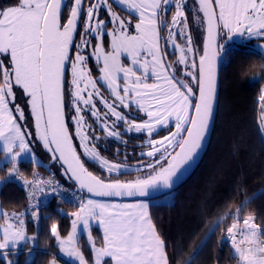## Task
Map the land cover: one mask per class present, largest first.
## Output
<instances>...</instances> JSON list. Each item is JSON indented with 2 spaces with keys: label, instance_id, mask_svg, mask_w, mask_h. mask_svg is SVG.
<instances>
[{
  "label": "snow or ice",
  "instance_id": "snow-or-ice-1",
  "mask_svg": "<svg viewBox=\"0 0 264 264\" xmlns=\"http://www.w3.org/2000/svg\"><path fill=\"white\" fill-rule=\"evenodd\" d=\"M170 4L175 11L169 21ZM194 4V19L204 29L202 52L190 34L186 0H89L86 9L84 0H16L0 8V142L11 163L9 175L23 181L28 210L38 221L33 209L39 205L33 199L58 194L60 184L54 176L44 179L38 172L31 179L19 175V158L32 152L35 141L51 153V161L79 192L88 194L80 195L78 206L67 213L71 226L66 236L56 222L50 225L59 252L76 264H173L168 242L143 198L157 189L170 190L203 146L217 95L218 57L224 50L218 38L226 34L229 39L264 41V0ZM258 47L264 54V43ZM169 48L179 54L172 63L166 59ZM18 92L25 104L16 103ZM258 101L264 130V89ZM100 131L105 139L117 141L126 133L147 134L141 145L147 151L140 155L148 159L138 160L131 169L138 173L135 178L121 180L125 174L121 163L101 155ZM32 164H37L35 156ZM93 165L98 167L90 170ZM94 197L141 199L120 203ZM251 199L246 198L235 213L219 216L184 264H193L215 228L229 216L232 222L219 243L231 242L230 256L236 264H264V227L254 215L240 219L242 207ZM24 215L0 211V264H16L9 257L16 255L18 245L36 240L27 235ZM92 225L100 237H93ZM81 229L90 251L78 240ZM52 256L49 264H59Z\"/></svg>",
  "mask_w": 264,
  "mask_h": 264
},
{
  "label": "trees",
  "instance_id": "trees-1",
  "mask_svg": "<svg viewBox=\"0 0 264 264\" xmlns=\"http://www.w3.org/2000/svg\"><path fill=\"white\" fill-rule=\"evenodd\" d=\"M13 3L16 1L6 2L2 7ZM67 12L65 10V16ZM190 18L193 19L191 13L187 14L191 27L193 24ZM197 30L199 34L195 36L198 39L196 46L202 52L203 26H199ZM225 47L219 62L218 103L208 147L194 172L173 192V201L152 203L149 208L158 231L168 242V253L173 257V264H184L218 217L226 211L235 213L237 206L246 198L252 197L241 209V221L251 214L256 217V223L264 227V134L260 126L258 101L264 79V55L242 47ZM174 61L175 54H172L169 63ZM16 100L23 101L19 92ZM98 135L101 137V153L111 158L125 154L129 157L137 155V150L142 144L139 142L144 139V136L132 133H126L120 141L105 139V133L102 131ZM40 154L48 167L41 163L33 166L31 160L21 161L18 164L19 175L27 179L32 178L33 172L49 175L52 174L51 168L54 166L57 171H54L56 174L53 176L58 178L62 169L59 164L51 161V153L42 148ZM132 158L123 161H133ZM142 158L138 157V160ZM10 166V163L0 166V206L6 211H24L29 202L27 192L18 180L8 178ZM96 167L93 165L90 170ZM131 175L132 173L128 172L123 176ZM68 181L71 182L69 179ZM59 184L67 196L62 200L50 198L39 206L36 243H25V248L17 250L14 257H9L14 259L16 264L48 263L53 257L52 253L56 251L54 238L50 235L51 223L56 222L61 233L68 232L71 220L67 213L74 211L78 205L68 198L70 195L66 193L72 187L66 183ZM231 222L232 217L229 216L215 228L211 239L204 244L193 264L236 263L230 256L231 242L224 240L219 243L221 235ZM33 224V221L27 218V232H31ZM29 250H33L30 260Z\"/></svg>",
  "mask_w": 264,
  "mask_h": 264
},
{
  "label": "rangeland",
  "instance_id": "rangeland-1",
  "mask_svg": "<svg viewBox=\"0 0 264 264\" xmlns=\"http://www.w3.org/2000/svg\"><path fill=\"white\" fill-rule=\"evenodd\" d=\"M186 3H187V9H189L190 11H191V14H192V17H193V19L192 18H190L191 20H192V26L190 27L189 26V28H190V34L193 36V39H194V41L196 42V40H198L195 36H197L198 34H199V32H198V30H197V28L199 27V26H201V23L199 22V21H196L195 19H194V14H195V12H196V5L194 4V0H186ZM15 3H13V4H11V5H14ZM7 6H10V5H6V6H4V7H7ZM115 7H118L119 8V5H114V8ZM1 8H3V7H1ZM168 8H169V10L171 9V13H172V15L174 14V11H175V9H174V5L173 4H170L169 6H168ZM186 9V10H187ZM169 10H168V12H169ZM125 16H124V18L125 19H128V14H124ZM186 16H187V12H186ZM100 18H105V17H100ZM168 19V18H167ZM169 20V19H168ZM170 21V20H169ZM135 23V21H133V24ZM198 24H199V26H198ZM132 31L134 32V28L132 29ZM167 34V28H165V30L161 33V35L162 36H165ZM220 40H219V42L221 43V44H223L224 46H226V45H232L233 47H242V48H246V49H249V50H256V51H258V52H260L261 53V49L258 47V45L259 44H262V43H264V41H261V40H257V39H243V38H241V37H239V36H237L236 38H232V39H229L228 37H227V35L225 34V35H221L220 37ZM179 42V41H178ZM171 51H173L171 48H169ZM88 51H89V53L91 52V45H90V48L88 49ZM262 54V53H261ZM178 53H176L175 54V60L177 59V57H178ZM264 55V54H263ZM198 56H199V53H197V55H196V63H197V65H198V61H199V59H198ZM191 60H192V56L190 55L189 56V63H191ZM124 63H125V66H127L128 65V61H127V58L125 57L124 58ZM149 82L151 83L152 81L151 80H149ZM261 89H264V79H263V83H262V85H261ZM105 94H107V93H105ZM16 103H19V104H25L26 103V101L25 100H23L22 102H21V100H16ZM125 111H127V110H125ZM26 114H29L30 115V110H26ZM130 116H139L140 114L139 113H130L129 114ZM146 118V117H145ZM137 122H139V120L137 121ZM29 125H31L32 127H33V129H34V122L30 119L29 120ZM124 125L123 124H121V126H120V129L119 130H123L124 129ZM132 134H137V133H135V132H132ZM164 134H166V133H164V132H161V136L162 135H164ZM263 134H264V130H263ZM140 135H142V136H144V139H143V141H140L139 143H142V144H144V142L148 139V137H147V134L146 133H144V134H140ZM153 138H159V137H153ZM142 144H140V145H142ZM41 144L40 143H37V142H35V141H33L32 143H31V145H30V147L32 148V152L31 153H25L22 157H20L19 158V162H21V161H28V160H31L32 161V157L33 156H35L36 157V159H37V163H41L42 165H44L46 168L48 167V165L44 162V160L41 158V154H40V152L42 151V148H41V146H40ZM44 149V148H43ZM144 151H147V148L146 147H141L140 149H138V151H137V155H132V156H127V154H125V155H119L120 157H118V156H116V157H118V158H116V157H114V158H111V157H109V156H107L105 153H101V155L103 156V157H106L110 162H119V163H121V165L123 166L122 167V171H124L125 173H128V172H131L132 173V175L131 176H123V177H121L120 179L121 180H128V179H132V178H135V176L136 175H138V173L137 172H135V171H131V169H134L135 168V166H136V162L138 161V157H141V153L142 152H144ZM129 155V154H128ZM127 157V158H126ZM133 157V158H132ZM111 158V159H110ZM129 158H132L133 159V161H129V160H127V161H123V160H125V159H129ZM148 158L147 157H143L142 158V160H140V161H146ZM19 162H18V164H19ZM7 163H10L9 162V160H8V158H6L5 157V154L3 153V151H2V142H0V166H2V165H5V164H7ZM11 164V163H10ZM97 167H98V165H96ZM10 168H11V166H10ZM10 168H9V170H10ZM49 168H51V166L49 167ZM52 170V174L50 173L49 175L47 174V175H41L44 179H48L49 177H51V176H53V174L55 175L56 173H54V171H57V170H55V167L53 166L52 168H51ZM20 174V173H19ZM104 175L105 176H107V173L105 172L104 173ZM114 176L116 175L115 173L113 174ZM54 177H56V176H54ZM8 178H12V179H16V180H18L19 182H20V184H21V186L23 187V181L22 180H20V179H18V177H17V175H15V174H13V175H9V171H8ZM68 176L67 175H65L64 173H63V171L62 170H60V173H59V176H58V178L56 177L55 179L57 180V181H59L61 184H64V183H66V184H68L70 187H72V189L74 190V192H75V195H71V196H69L68 198H70L71 200H73L74 202H77V205H78V203H79V201H78V197L80 196V195H85V196H87L88 194L85 192V193H81V192H79V190H78V187H76L75 185H73V184H71V182H69L68 181ZM29 179H31V178H29ZM1 182H2V179H0V184H1ZM63 191H64V189H63V187L60 185V191H59V193L57 194V193H54V192H49V194L48 195H41V196H39V197H35L34 199H33V203H38V205L40 206L41 204H43V203H46L50 198H58V199H60V200H62L63 199V197L65 198L66 196L64 195V193H63ZM173 192L174 191H170V192H168V193H165V194H163V195H160V196H157V197H155V198H151V199H145L147 202H149L150 204H152V203H171L172 201H173ZM67 193V192H66ZM65 193V194H66ZM95 199H104V200H108L107 198H101V197H94ZM111 200H114V201H116V202H120V203H134V202H136L138 199H134V200H115V199H111ZM28 206H29V202H28ZM28 206H27V208L24 210V211H6V210H4L1 206H0V211H3V212H8L9 214H11V213H24L25 215H24V219H25V228H26V220H27V218H29V219H31L32 221H33V229L31 230V232H27V230H26V232H27V235L28 236H36V234H37V228H38V225H39V219H38V221H35V220H33L32 219V217H31V211H29L28 210ZM33 210H37L38 211V209H33ZM27 213H29L28 215H27ZM39 214V213H38ZM3 223V219L2 218H0V224H2ZM70 226H71V221H70V225H69V230H70ZM60 230V229H59ZM68 230V231H69ZM61 235L62 236H66L67 235V232L64 234V233H61ZM92 235H93V237L94 238H98V237H100L101 236V233H100V231H99V229H98V227L96 226V225H92ZM78 240H79V242H80V244H81V246L84 248V250L87 252V251H90V249L87 247V234L86 233H84L83 232V230L81 229L80 230V233H79V235H78ZM36 243V240L32 243V244H30V245H34ZM99 243H100V241H99V239H97V244L99 245ZM24 242H21L19 245H18V247H17V249H16V251L17 250H22L23 248H25V246H24ZM54 244H55V246H56V251L54 252V254H55V256H56V258L58 259V261H59V264H76V262L74 261V260H72L71 258H69V257H66V256H64L63 254H61L60 252H59V249H58V246L56 245V241H55V239H54ZM33 250H29L28 251V260H30L31 259V257H33V252H32ZM52 258L53 257H51L50 259H49V261H51L52 260ZM49 261H48V263L47 264H49ZM236 264V263H235Z\"/></svg>",
  "mask_w": 264,
  "mask_h": 264
},
{
  "label": "water",
  "instance_id": "water-1",
  "mask_svg": "<svg viewBox=\"0 0 264 264\" xmlns=\"http://www.w3.org/2000/svg\"><path fill=\"white\" fill-rule=\"evenodd\" d=\"M237 36L233 37L236 38ZM219 39V38H218ZM226 47H224L223 52L221 53V55L218 57V62H217V95H216V99H215V104H214V112H213V116L211 118V122H210V126L208 129V132L205 136V139L203 141V146L199 151L198 156L196 157L195 162L191 165V167L184 173H182V175L175 181L173 187L169 190V189H157L154 190L150 193V195L146 198L143 199H151V198H155L157 196L163 195L165 193H168L170 191H175L182 183H184L189 177L190 175L194 172V170L196 169V167L199 165L207 147L209 144V140L211 137V133H212V129H213V125H214V120H215V115H216V110H217V103H218V94H219V62L220 59L222 57V55L225 52ZM73 184L74 182L72 180H70ZM75 185V184H74ZM76 186V185H75ZM78 187V186H76ZM103 198V197H101ZM107 199H115V200H134V199H141L138 197H124V198H107Z\"/></svg>",
  "mask_w": 264,
  "mask_h": 264
},
{
  "label": "flooded vegetation",
  "instance_id": "flooded-vegetation-1",
  "mask_svg": "<svg viewBox=\"0 0 264 264\" xmlns=\"http://www.w3.org/2000/svg\"><path fill=\"white\" fill-rule=\"evenodd\" d=\"M9 1H16V0H0V8L2 7V5L4 4V3H6V2H9ZM88 4H89V0H84V7H85V9L87 8V6H88ZM118 11H120V9L118 8V7H115ZM186 12H187V14H189V13H191V11H189V9H187L186 10ZM67 14H68V12H67ZM120 14H122L123 16H125L124 14V12H122V11H120ZM101 17H104V16H101ZM171 17H172V13H171V9L169 10V12H167V18L169 19V20H171ZM187 17V16H186ZM77 39H78V36H77ZM89 48H90V46H89ZM88 48V49H89ZM172 52L173 51H171L170 49H168V53H169V55L167 56V62L169 63V60H170V57H172ZM171 61H173V60H171ZM138 151V150H137Z\"/></svg>",
  "mask_w": 264,
  "mask_h": 264
},
{
  "label": "crops",
  "instance_id": "crops-1",
  "mask_svg": "<svg viewBox=\"0 0 264 264\" xmlns=\"http://www.w3.org/2000/svg\"><path fill=\"white\" fill-rule=\"evenodd\" d=\"M1 185V184H0Z\"/></svg>",
  "mask_w": 264,
  "mask_h": 264
}]
</instances>
